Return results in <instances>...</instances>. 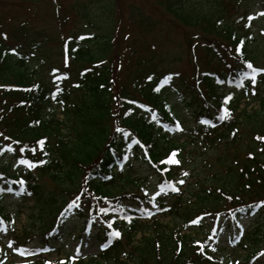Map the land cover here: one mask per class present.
<instances>
[{
  "label": "trees",
  "instance_id": "obj_1",
  "mask_svg": "<svg viewBox=\"0 0 264 264\" xmlns=\"http://www.w3.org/2000/svg\"><path fill=\"white\" fill-rule=\"evenodd\" d=\"M14 1L32 6L40 0ZM247 1H157L173 25L195 31L193 38L186 39L193 58L194 38L199 39L204 64L192 63L190 80L171 69H161L150 53L147 59L130 46L109 56L118 41L110 31L118 19V0L73 2V21H80V28L69 31L63 41L61 59L72 65L64 72L45 62L51 38L41 30L23 20L11 25L10 34L0 30V225L12 232L21 255L25 250L30 253L24 255L25 261L16 262L0 247V264H228L221 258L224 248L219 236L223 230L235 235L236 247H249L246 260L254 259L260 248L257 232L264 228V220L251 221L254 233L242 231L240 221L264 211V108L262 103L251 111L247 104L239 108L243 99L248 101L253 87L244 78V72L251 71L246 62L263 68L254 61L253 21H229L227 17L233 8L248 5ZM128 13V21L136 28L147 25L149 19L137 7ZM57 20L60 24L72 21L66 16ZM91 28L101 31L93 33ZM36 59L49 67L50 79L40 77L42 65L31 63ZM130 59L133 69L125 81H117ZM119 60L123 62L118 65ZM222 65L225 68L221 69ZM242 80L243 88L239 86ZM113 84L118 93L110 106ZM182 88L191 94L185 101L195 106L192 126L183 121L169 100L170 92H181ZM255 88L264 89V72L257 76ZM229 112L230 118H219ZM246 130L250 137L245 139ZM239 139L247 147L241 160L238 155L230 159L226 153H217L213 155L217 168L208 186L197 179L186 198L182 191H173L183 185L180 180L186 184L188 177L178 175V171L188 161L193 170L203 167L208 148L219 147V141L223 150L236 147ZM39 141H44L47 156ZM5 158L19 167L13 170L5 166ZM21 159L47 163L29 168ZM135 164H145L148 175L158 176L165 195L159 198L163 199H153L148 192L140 194L134 188L114 187L121 173L126 184H133ZM196 172L198 177L199 170ZM8 198L33 202L32 208L40 216L36 230L23 228L15 235L18 218L7 210ZM171 198L176 199L167 205ZM153 205L174 220L161 221L152 211ZM102 208L106 211L101 212ZM74 217L82 226L68 235L71 239L78 232V243L71 252L67 239L61 241L60 237ZM114 231L120 232V237L112 236ZM88 241L97 244L96 253H84ZM53 243H59L55 250L62 257L48 261L44 252L49 254ZM106 243L110 246L105 249Z\"/></svg>",
  "mask_w": 264,
  "mask_h": 264
},
{
  "label": "rangeland",
  "instance_id": "obj_2",
  "mask_svg": "<svg viewBox=\"0 0 264 264\" xmlns=\"http://www.w3.org/2000/svg\"><path fill=\"white\" fill-rule=\"evenodd\" d=\"M74 1L75 0H40L37 2V4L28 6L14 0H0V30H6V32L10 34L12 30L11 25L14 23H20V20L25 21V23L32 28L41 30L43 35L51 38V41L45 48V52L47 55V59L45 60V62L47 61V65L56 66L58 67V69H61V71L64 72L65 67L69 68L72 65H67L65 61L61 59L60 50L62 48L63 41L69 31L80 28V21H73L75 18V13L72 11V5ZM157 1L158 0H118L115 5V15L118 17V19L117 21H113V25L110 30L115 37L117 36L118 41L115 42V45L110 48L111 50L109 56L111 57L113 52L122 51L124 49V46H130L133 51L138 52L142 55H147L144 56L147 59L150 56L155 58L158 62L156 63V65H159L161 69H171L190 80L194 68V65H192V63H197L199 67H203L204 64V60H202L199 39L194 38V43L197 44L195 46L196 57L193 58L190 55L191 52H188L189 49L186 45V39L193 38V36L195 35V31H192L190 29H179L175 25H173L171 21L168 20L167 16H165L164 12H162V9L157 5ZM247 2L249 4L246 6H240L239 9L233 8L227 17L229 18V21H253V23L250 25V34L255 38L253 45L255 47L254 50L256 57H254V61L257 65L264 68V15H262V13H264V3H262L261 0H248ZM131 7H137L141 11V13H143L144 16L149 19L146 26L144 25V27L142 28H136L134 23L128 21V11ZM246 10L248 13L244 15V12ZM96 11H100V9H96ZM242 13L244 16H241ZM61 16H66L68 19L71 18L72 21H65L64 24H60V21H58L57 18H60ZM250 16L251 19L248 20V17L250 18ZM16 19L18 21H15ZM90 31L95 33L101 30L91 28ZM148 53H150V56L148 55ZM125 59L126 57L123 58V61ZM34 61H36L38 64L40 63L38 59L31 61V63H33ZM123 61L120 62L119 60L117 64H122ZM132 64L133 60L131 59L124 64L125 69L123 70L121 75H117V81H125L127 73L130 72ZM74 66L78 68V64L73 65V67ZM40 67L42 68L39 74L40 77L50 79L48 70L49 67L43 65L39 66V68ZM209 68L212 69V66L210 65ZM220 68H225V65L224 67L222 65ZM173 88L174 87H172V89ZM181 90V92H170L169 97L171 99L169 98V100L173 108L178 112L183 121H185V123H191L192 126L195 121L193 116V110H195V106H190L188 102L185 101V98L191 95L187 91V89L182 88ZM258 92L259 93H256L255 95H250V98L246 102L243 99L240 104L239 110L242 109L245 104H247L248 110L251 111L253 109H257L261 103L263 109L264 89H258ZM117 93V86L113 84L111 90L112 96L110 106L115 104V97ZM258 95H260V97ZM111 108L113 109L114 107ZM57 118L58 120H61L63 118V115L59 113L57 115ZM244 137L245 139L250 137L249 131H245ZM179 138L180 140H182L183 137L180 136ZM218 144H220L219 147L217 145L208 148V159L207 162L205 161V163H202L203 167L200 165L197 167V169L193 170L194 165H192L188 161L187 164H185L184 168L178 171V175L181 176H185V172L188 173L186 184H183L180 188V191H182L183 193V197H188V195L190 194L189 188L194 187L197 184L195 182L197 179L201 180V184L203 186L208 184L207 182H209L211 175L214 174V172L216 171L215 168H217L215 157H213V155H216L217 153H226L227 157L230 159L233 156L238 155L239 160H241L244 157L247 148L242 139H239L236 147L230 146L225 148V150L222 149V143L220 141L218 142ZM186 148H190V145H188ZM5 161V166H10V168L13 170H16V168L19 167V164L12 161L11 158H5ZM210 163L215 164V166L213 168L210 167ZM223 169L224 168L220 167V170ZM198 170L199 176L197 177L196 173L198 172L196 171ZM121 174L118 182L114 184L115 188H134L140 191V194L143 192H148L151 195V198L158 200L163 199H160L159 197H165L164 190L158 183V176L156 174L148 175L149 170L145 164H135V166L132 168L131 176L134 179V181L132 182L133 184H126L127 181L124 179L125 177L122 176L123 174ZM42 180L52 188L51 182H49L48 178L43 177ZM175 199L176 198H171L170 200H168V202H166V204H171ZM190 199L193 201V198ZM32 203L33 202H20L15 198L7 199V210L11 211L13 215H16L18 218L17 222L15 223V235L19 234V232L23 228L36 230L35 225L37 222H39L40 216L39 213L35 212L34 208H32ZM17 208H20V211H18ZM154 210L158 213L157 215H160L159 217L161 221L174 220L170 214L161 215L156 206L152 211ZM259 219L264 220V211H260L259 213L254 214L250 219H241L240 222L242 224V227L244 228L242 229V231L247 230L248 232L254 233L252 230L254 226L250 223L251 221L257 222V220ZM81 226L82 221L78 217H74L69 224V228L60 237L61 241L64 238L67 239L66 245L68 251L74 252L72 248L75 244L78 243V232H75L74 236L72 235L73 238L71 239H69L68 235L72 234L70 233L71 231H79V228ZM11 234L12 232L0 225V247L8 253L10 260H14L16 262L23 261L24 258L20 256L21 253L19 252V250H16V248H18L19 246H17L18 244L13 242V239L10 236ZM257 234H260L258 236V240H256V242L259 243L258 248L260 247L259 253L253 261H247V264H264V228H262L261 233L257 232ZM138 236L139 234H137L136 237ZM219 240L224 248V250H222L221 252V258L224 261L228 262V264H240V262H244V259H246L245 257L249 253V247H236L235 241L237 239L235 238V235L231 236L229 231H221ZM249 240L250 242H253L252 238ZM253 243L251 244L253 245ZM30 245L32 244H29L28 246ZM58 245L59 243L52 244V252L48 254V256H46L48 261H53L57 257H62L55 250ZM97 251V244L94 241H88L87 246L84 249V253H96Z\"/></svg>",
  "mask_w": 264,
  "mask_h": 264
},
{
  "label": "snow or ice",
  "instance_id": "obj_3",
  "mask_svg": "<svg viewBox=\"0 0 264 264\" xmlns=\"http://www.w3.org/2000/svg\"><path fill=\"white\" fill-rule=\"evenodd\" d=\"M262 15H264V13H262ZM5 38H6V37H5ZM80 39L83 40V39H86V38H85V37H80ZM237 50L239 51V49H237ZM246 67H247V69H249V70H251V71H250V72H249V71L244 72V78H245V79H248V80L251 81V84H252V86H253V87H252V94L255 95V94H256V92H255V85H256V83H257V76H258L260 73L264 72V69H259V68L254 67L253 64H252L251 62H246ZM76 86L78 87L79 85H76ZM239 86H240L241 88L244 87L243 80L241 81V84H240ZM53 98H55V97H53ZM229 99H231V97H229ZM226 111H227V110H226ZM230 116H231V113L229 112V113H228V116L221 115L219 118H220L221 120H224V119L230 118ZM181 130H182V129H181ZM234 134H235V133H234ZM0 135H2V134H0ZM5 139H8V138L6 137ZM38 143L41 145V149H40V150L43 152V155L47 156L48 153L43 151V143H44V141H39ZM137 143H139V142H137ZM9 150L11 151V149H9ZM21 150H23V149H21ZM31 151H32V154L35 155V153H36V149L33 148V149H31ZM172 156H173V157L176 156V153L173 152V153H172ZM167 162H168V163H174V164H175V163H179L178 160H168ZM20 163H21V164H25V165H27L29 168H35V167H37V166H39V165L46 164L47 161H46V160H39V161H37V162L34 163L33 161H30V160L21 159V160H20ZM184 175L187 176L188 173L185 172ZM21 183L23 184V181H21ZM179 183H180V184H184L185 181H184V180H180ZM8 191H12V189L9 188ZM173 191L178 192V191H180V189H179V188H173ZM28 194L31 195V193H28ZM76 199L79 200L80 197L77 196ZM73 203H75V201H74ZM261 203H262V205H264V202H261ZM77 206H78V205H77ZM100 211H101V212H104V211H106V210L102 208V209H100ZM129 222H131V219H130V218H129ZM109 227H111V225H109ZM111 235L114 236V237H117V238H118V237H120L121 233L118 232V231H114L113 233H111ZM109 246H110V245L106 243V244L103 245V248L106 249V248H108ZM77 251H79V250H77ZM23 254H24V255H28V254H30V253H29L27 250H25ZM73 259H75V257H74Z\"/></svg>",
  "mask_w": 264,
  "mask_h": 264
}]
</instances>
